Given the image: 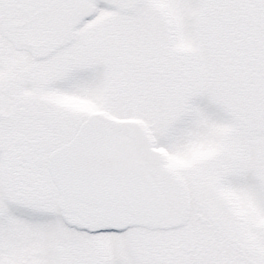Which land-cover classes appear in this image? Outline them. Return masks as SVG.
<instances>
[{
    "label": "snow or ice",
    "instance_id": "1",
    "mask_svg": "<svg viewBox=\"0 0 264 264\" xmlns=\"http://www.w3.org/2000/svg\"><path fill=\"white\" fill-rule=\"evenodd\" d=\"M0 264H264V0H0Z\"/></svg>",
    "mask_w": 264,
    "mask_h": 264
}]
</instances>
